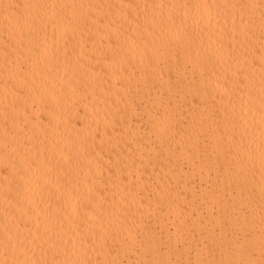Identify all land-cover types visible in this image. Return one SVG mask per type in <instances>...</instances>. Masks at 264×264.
I'll return each instance as SVG.
<instances>
[{
	"label": "bare ground",
	"instance_id": "1",
	"mask_svg": "<svg viewBox=\"0 0 264 264\" xmlns=\"http://www.w3.org/2000/svg\"><path fill=\"white\" fill-rule=\"evenodd\" d=\"M260 4L0 0V264L258 259Z\"/></svg>",
	"mask_w": 264,
	"mask_h": 264
},
{
	"label": "snow or ice",
	"instance_id": "2",
	"mask_svg": "<svg viewBox=\"0 0 264 264\" xmlns=\"http://www.w3.org/2000/svg\"><path fill=\"white\" fill-rule=\"evenodd\" d=\"M5 8H19L20 5H12V4H5ZM28 7H39L41 9H47L48 7L52 8H57L59 7L60 9H63L65 5H47V4H40V5H28ZM80 7H83V5H80ZM164 6L161 5V8ZM199 7V6H197ZM207 7V6H205ZM235 7V5H233ZM244 7H247L246 5ZM262 9H264V0H261V4L259 5ZM261 17H262V23H264V11L261 12ZM42 17H32L31 21H26V23L30 22L32 24H37L40 23ZM70 22V21H69ZM174 22V21H173ZM183 23V21H182ZM199 23V21H197ZM209 23L211 21L209 20ZM22 43V41L20 42ZM9 44H12V41L9 40ZM13 48L18 49V46L15 44H12ZM5 64L8 65V60L5 61ZM261 66L262 70H264V55L261 57ZM22 67V66H20ZM260 105H261V110H262V122H264V78H262V85H261V97H260ZM261 168L264 169V151L261 153ZM261 198L264 200V180H262L261 183ZM222 230H227L229 228H236L237 230L242 229V225H240L239 218H235L232 223H229V221H224L220 225ZM75 235L79 236L81 235L79 232H76ZM244 238L248 241L247 246L241 247L239 244V241L237 242L236 248H228L225 249L224 252L221 254L220 258H216V249L209 247L206 250V254L210 257L211 259H205V258H200V259H176V260H169V261H156V260H144V261H137L136 264H264V205H262L261 208V230H260V240H259V258H256L255 255V242L254 238L251 232H245ZM97 240V234L93 231L91 233V239L89 240L88 237H85L84 239L81 240V246L82 247H87L88 243H95ZM105 242L107 241V237H104ZM127 239L125 240V243H127ZM69 241L67 240H62L60 241V245H67ZM73 246H75V242L73 241ZM177 248L179 249L180 247V239L177 238L176 241ZM7 264V261L5 262ZM15 264H21L20 261H16ZM23 264H27V262H23ZM32 264H47L46 261H33ZM62 264H85V262H79V261H71V260H65L62 262ZM103 264H119L118 261L116 260H110V261H105Z\"/></svg>",
	"mask_w": 264,
	"mask_h": 264
}]
</instances>
